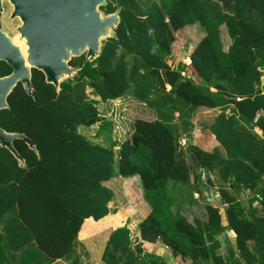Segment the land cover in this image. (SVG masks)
<instances>
[{"label":"trees","instance_id":"16d2710c","mask_svg":"<svg viewBox=\"0 0 264 264\" xmlns=\"http://www.w3.org/2000/svg\"><path fill=\"white\" fill-rule=\"evenodd\" d=\"M100 9H119V22L98 56L72 57L76 75L57 88L33 68L32 94L17 82L8 108L0 109V127L33 144L13 140L23 163L0 145V264L5 247L20 264H82L74 247L80 226L86 218L116 212L108 205L113 191L103 183L118 175L138 176L150 210L138 224V237L127 225L110 231L103 264H168L144 252L142 241H160L189 264H228L217 239L225 229L234 233L246 264H264V214L252 206L256 195L264 197V118L251 121L264 108V0H106ZM194 23L204 35L190 63L171 67L176 32ZM19 48L26 55V46ZM120 97L143 104L155 117L135 118L115 153L114 143L92 142L78 129L101 120L100 102ZM199 107L220 109L209 127L217 144L205 151L185 141L180 154L177 141L193 128ZM204 167L221 206L205 200L197 174H191ZM245 190L247 206L238 198ZM194 192L205 202V221L190 222L180 209L179 202Z\"/></svg>","mask_w":264,"mask_h":264},{"label":"water","instance_id":"95a60500","mask_svg":"<svg viewBox=\"0 0 264 264\" xmlns=\"http://www.w3.org/2000/svg\"><path fill=\"white\" fill-rule=\"evenodd\" d=\"M16 14L20 15L23 24L20 27L22 36L28 41L27 61L40 70L45 81L58 87L60 75L72 73L75 68L68 66L65 61L72 56H78L80 49L87 47V56L92 58L98 52L99 37L107 33V29L116 35V25L119 22V9L106 16L97 11L98 6L105 5L106 0H13ZM110 37V36H109ZM10 46L5 42L0 46V57H4L14 66V73L0 79V109L7 108L6 96L12 86L20 82L24 91L31 95V72L25 65L24 58L16 48L15 58ZM91 60V59H90ZM16 138L24 139L33 148V144L22 133L7 132L0 127V145L6 147L20 163L23 161L12 142ZM206 177L209 191L204 193L208 202L216 206L222 204L219 195L213 190V182L206 167L200 169L197 183Z\"/></svg>","mask_w":264,"mask_h":264},{"label":"rangeland","instance_id":"374dc122","mask_svg":"<svg viewBox=\"0 0 264 264\" xmlns=\"http://www.w3.org/2000/svg\"><path fill=\"white\" fill-rule=\"evenodd\" d=\"M103 6H105V5L98 6L97 11L101 14V16H106L108 14H106L103 9H100V7H103ZM19 24H20V20L19 21L16 20V37H18V35H19L20 38H19L18 42L21 45L26 46V48H27V45L25 42L26 39L22 38L20 36V33L18 32L17 28H18ZM225 33H226V29L223 25H221L219 28V34H220V38H221V41H222L224 48H226L230 43L228 38H227V34H225ZM203 34H204L203 28L200 27L197 23L191 24L190 27L186 28L184 31H181V33H179V34L176 32V36H177L176 40H178L181 37H187V35H189L190 38L188 40L189 42L186 45H184L181 49L179 48L180 52H175V55L173 57H171V59L173 61V65H177V63H179V62L185 63V62L181 61L180 59H186L185 57H187L189 54L188 53L189 48L192 49V46H194L197 39L200 40V38L203 36ZM113 35H114L113 31L110 29H107V33H105L99 37L98 52L92 58L87 56V47L80 49L77 55L78 56L79 55H85L86 59H89V60L95 59L100 52V48H101L103 42L107 39V37L113 36ZM18 46L20 47L19 44H18ZM22 57L24 58L25 65L29 69H31L33 66L30 65L27 61V58H26V57H28L27 52H26V55H24ZM72 57H74V56L71 55L69 57V59L65 61V63L70 67H72L69 64ZM38 71H40V70H38ZM74 75H76V69H74V71L72 73H68V74L64 73V74L60 75L57 79L56 84H59L62 81L70 79ZM4 78H6V77H4ZM0 79H3V78H0ZM129 98L130 97H128V98L122 97L113 103H109L107 101L104 102V103H106L107 106L102 104V107H100L101 120L99 122L95 123V126H93L94 131L93 130L91 131V129H80V128L78 130L82 134L83 133L87 134L88 131H91L90 137H91L92 142L103 143V145L106 147L109 146L110 143H114V146L112 149L115 153H117V151L119 149V144L122 141H124L126 139V137L123 140L121 136L116 135L114 133L109 134V131L105 130V129H103L101 133H96V131L98 132V130L100 129V125L105 126L108 123L113 124L114 119H116L118 117H122L121 119L123 121V124H122L121 128L118 129L117 131H120V133H122V134L124 131H127V136H129L131 134V131H132L131 125H132L133 120L135 118L152 119L155 117V114L152 110L147 109L143 104L136 102V101L132 100L131 98L130 99ZM111 107H115V108L120 107L119 108V110H121L119 112L120 116L116 117L115 116L116 109H114V111L111 112V110H110V109H112ZM199 115H201L203 117L197 119L196 123L195 124L193 123V128L191 129V131L187 135L179 138L177 141V146H178L177 148H178V151L180 154H183V152H184V149L186 146V144L184 145L185 141H186V143L191 142L196 146L203 147V145H205V143L209 140L210 134H209V129H208V126H209L208 122L210 121L209 119L212 117V113H210V112L209 113H201ZM194 116H195V113H193L192 117L194 118ZM192 117H191V122L193 119ZM98 126H99V129L97 130ZM110 129H112V127H110ZM185 158H186V156H185ZM186 161L189 165L187 158H186ZM196 169H197V171H192L191 174H194V172L196 174H198L199 168H196ZM203 178H205V176H203L202 179ZM123 179H125V177L118 175V176H113L110 180L103 183L104 185H106L110 189H112V191H113V196H112V198L108 204L109 208H110V210H117V213H115L113 215H117L118 212L122 213V214L124 213L125 215H135V219L133 221H135V223L139 224L140 219H142V217H144V215L148 214L149 207H148L147 203L145 202L143 195H142V192L140 190L141 185L137 182L139 180L127 182V181H124ZM218 183H220L219 180H218ZM178 191L179 190L177 189L175 192L177 197L179 196ZM183 192L184 193L186 192L187 194H189L188 190H185ZM238 198L241 200L242 204H244L246 206L248 205V201L243 202V199L240 198V194H239ZM199 199H201V198L199 197ZM256 200H257V197H256V199L253 200L252 205H253V203H256ZM193 202H195V201H193ZM193 202H192L191 196L186 197L184 200H181V202H179L180 206H181L180 209L183 212V214H185L184 209H186L185 207L187 204L191 203V204H197L198 205V203H199V202H196V203H193ZM174 204H176V203H174ZM199 205L198 206L191 205V206L196 207V208H194L195 209L194 210L195 215H192V212L190 210L186 209L187 218L191 217L190 219L188 218V220L190 222L194 221V219L204 221L203 215H201V214L203 211L204 215H206L205 206H204V204H201V203H199ZM258 211L259 210H256V212H258ZM248 213H249V211L246 210L245 214H248ZM132 237H135V236L132 234ZM95 238H96L95 240L97 242L96 245H98V246L97 247L94 246L95 247L94 250L90 251V252H87L86 247L84 245H81V246L79 245L78 239L75 240V242H74L75 252L78 255L79 259L81 258V256H84L85 260L88 261V256H90L93 260V263H94L95 259H98L96 257V255L100 251H98L97 248L99 247V245L103 246L104 234L96 236ZM142 249L144 252L152 253L151 251L153 250V247L145 245L144 247H142ZM153 254H155L154 250H153ZM169 254H172L171 250L169 251ZM155 255H158V254H155ZM172 256H174V255H172ZM239 257L241 259H243L240 255H239ZM165 261H166V259H165Z\"/></svg>","mask_w":264,"mask_h":264},{"label":"crops","instance_id":"0c3cea01","mask_svg":"<svg viewBox=\"0 0 264 264\" xmlns=\"http://www.w3.org/2000/svg\"><path fill=\"white\" fill-rule=\"evenodd\" d=\"M188 27H190V26H188V25L184 26L181 31H184ZM179 31L180 30L177 31L178 34L181 33ZM189 38H190V36L187 35L185 43H180L178 40H176L173 43L172 55L170 57H173L175 55V52H180V49L189 42L188 41ZM227 38H228V36H227ZM228 40H229V38H228ZM198 41H199V39H197L196 43ZM195 44H194V46H195ZM175 45H177V48H178V49L176 48V50H175ZM194 46H192V49H193ZM192 49L189 48V50H188L189 54H190ZM185 58H188V57H185ZM180 60L184 61V62H188L186 59H180ZM172 66L175 67L176 65H172ZM120 98H122V97H120ZM120 98H117L115 100H110V101H107V102L113 103V102H115L116 100H118ZM102 104L107 106L106 103L101 102V103L98 104L99 108L102 107ZM111 108L112 109H116V113L121 111V110H119L120 107L119 108L111 107ZM219 111H220V109L218 107H216V108L199 107L194 112L195 116H194V118L192 117L193 118L192 119V123L195 124L197 119L203 117V116H201L199 114H201V113H209L210 112V113H212V117L209 119L210 121L208 122V125H209L208 129H209L211 123L213 122L215 116L219 113ZM121 118L122 117H118V118L114 119L113 124L112 123H108L105 126H101L100 125V129H99V126H98L97 130L98 129L99 130H98V132L96 131V133H101L102 130L105 129V130L109 131V134L114 133L116 135L121 136L123 140L125 139V137L128 138L129 136H127V131H124V132L122 131L123 134L120 133V131H117L118 129L121 128V126L123 124V121H122ZM93 126H95V124H93V125H91L89 127H79V128L80 129H91V131H92L94 129ZM110 127H112V129H110ZM91 131H88L87 134L83 133L90 140H91V137H90V132ZM258 133H260V132H258ZM209 134H210L209 140L205 143V145H203V147L198 146L199 148H201V149H203L205 151H210L217 144L213 134H211V132H210V129H209ZM195 171H197V169H195ZM194 175H195V173H194ZM123 180L127 181V182H129V181L132 182V181H135V180H139V178H138L137 175H135V176H132V177H126ZM204 181H205V178H203V182H202V185L200 186V189L203 190V191H206V188L203 185V184H205ZM137 182L140 184V181H137ZM140 190L142 192L141 186H140ZM246 191L247 190L241 191L239 193L240 194V198L243 199V202L245 201V192ZM215 193H216V191H215ZM195 194H197V193L194 192V194L192 196V202L196 201V202H199L201 204H204V206H205V202H203L201 199H199L198 196H195ZM196 202H193V203H196ZM199 203H198V205H199ZM191 205L198 206L197 204H191L190 203V204H187L185 208L187 210H190L192 212V215H195L194 214V210H195L194 208H196V207L195 206H191ZM252 206L255 209V211L259 210L258 212H256V214L258 216H262L263 215V210L257 208L255 203H253ZM186 209H184L185 216H186ZM115 213H117V210H116ZM115 213H109L108 215L102 217L99 220H94L91 217L86 218V219L83 220V222H82V224L80 226V229L78 231V234H77V239L79 241V245L80 246L84 245L86 247L87 252L93 251L94 248H95L94 246H96V247L98 246V245H96L97 242L95 240L96 239L95 237L99 236L101 234H104V242H103V246L99 245V247L97 248V250L100 251L96 255V257L98 259H95V261L93 263V260H92V258L90 256H88V261L85 260L84 256H81L80 261H81L82 264H92V263L93 264H103L101 262V253H102L104 244H105V242H106V240L108 238V235H109L110 231L115 229L118 226L127 225L129 227V229L131 230V233L135 237H138V235H139L138 223H135V221H133L135 219V215H113ZM201 215H203V220L205 221L206 215H204L203 211H202ZM146 216L147 215H144V217H142V219H140V222ZM188 218L190 219L191 217H188ZM85 224H87V227L85 228V232L82 233L83 232V227L85 226ZM0 233H2L1 225H0ZM1 235H3V234H1ZM217 239L220 242L219 253H220V255L222 256V258H223V260L225 262H227L228 264H236V263L246 264V262L239 257L238 249L235 248L234 233L231 230L225 229V230L221 231L217 235ZM145 245L152 246L153 250L155 251V254H158L159 256L165 258L168 264H189V261L186 262V261L182 260L179 256H172V254H169V251H170L169 248L167 246H165L160 241H156L154 243L153 242H148V241H142V247H144ZM153 250L151 251L152 253H153ZM17 256H19V253H17ZM1 260H2L1 264H20L18 261H16V252H13V251L10 252V251H8L6 249V247L2 251ZM29 264H32V262L30 261ZM50 264H69V263L67 261H65V260H62V259H56L55 261L51 262ZM258 264H260V263L258 262Z\"/></svg>","mask_w":264,"mask_h":264},{"label":"flooded vegetation","instance_id":"af4514ba","mask_svg":"<svg viewBox=\"0 0 264 264\" xmlns=\"http://www.w3.org/2000/svg\"><path fill=\"white\" fill-rule=\"evenodd\" d=\"M16 20L18 21L20 20V24L17 29L18 32L20 33V36L26 39L25 42L27 45L28 39L25 36H22L20 32V27L23 24V20L21 19L20 15L16 14L15 2L13 0H0V46L3 48L5 42L9 44L11 52L14 53L12 59L16 57L15 56L16 48L18 49L20 55L23 56L18 46V40L20 37L19 35L18 37H16ZM27 50H28V45H27ZM32 69L33 67L30 69V72ZM14 70H15L14 66L11 62H9L4 57H0V78H4L12 75L14 73ZM15 86L16 83L12 86L10 91H12V89ZM7 96H6V102H7Z\"/></svg>","mask_w":264,"mask_h":264},{"label":"clouds","instance_id":"9594fccd","mask_svg":"<svg viewBox=\"0 0 264 264\" xmlns=\"http://www.w3.org/2000/svg\"><path fill=\"white\" fill-rule=\"evenodd\" d=\"M188 26H191V25H188ZM189 55L190 54H188V62H185V63H183L184 65H188L189 63H190V58H189ZM170 60V61H169ZM172 59H171V57H169L168 59H167V63L171 66V67H174V66H172L173 65V62L171 61ZM184 62V61H183ZM180 63V62H179ZM179 63H177V65L179 64ZM182 63V62H181ZM177 65L175 66V67H177ZM174 67V68H175ZM186 70V69H185ZM187 75H189L190 76V72H189V70L187 69ZM167 88H169L168 86H167ZM239 99V98H238ZM115 100V99H114ZM111 110V112H113L114 111V109H110ZM100 112V111H99ZM220 112V111H219ZM175 115H176V113H175ZM101 116V115H100ZM115 116L116 117H118V116H120V114H119V112L118 113H115ZM252 121V120H251ZM254 127L256 128V129H258V130H260L256 125H254ZM254 129V128H253ZM255 131V130H254ZM261 131V130H260ZM256 133H258L257 131H255ZM260 136H262V131L260 132V133H258ZM130 136V135H129ZM127 139V138H126ZM125 139V140H126ZM200 169L201 168H199V171H200ZM199 174V173H198ZM209 174V173H208ZM198 176V175H197ZM209 177L211 178V180H212V175H210L209 174ZM205 180H206V177H205ZM202 182H203V179H202ZM202 182L201 183H199V185L201 186L202 185ZM205 182V181H204ZM213 182V181H212ZM205 184H206V182H205ZM214 184V183H213ZM207 185V184H206ZM142 188V187H141ZM201 190V189H200ZM213 190H214V193H215V188H214V186H213ZM202 192H203V195H204V193L205 192H208L209 191V188L207 187V189H206V191H203V190H201ZM196 193V192H195ZM194 194V193H193ZM198 194V193H197ZM197 194H195V196H198V198H199V194L197 195ZM216 195H219L218 194V192L216 191V193H215ZM142 195H143V192H142ZM220 196V195H219ZM205 197V196H204ZM256 197H257V200H256V203H255V205H256V207L257 208H259V209H261V210H263V214H264V208L261 206V204L263 203V199H264V197L263 196H260V197H262V199L258 202V195H256ZM221 198V197H220ZM202 200V199H201ZM206 200V199H205ZM221 201H222V199H221ZM208 202V201H207ZM209 203H211L213 206H216L214 203H212V202H209ZM222 205V204H221ZM220 205V206H221ZM216 207H218V206H216ZM150 210V209H149ZM187 261H189V260H187ZM189 263H190V261H189Z\"/></svg>","mask_w":264,"mask_h":264},{"label":"built area","instance_id":"2783aa9c","mask_svg":"<svg viewBox=\"0 0 264 264\" xmlns=\"http://www.w3.org/2000/svg\"><path fill=\"white\" fill-rule=\"evenodd\" d=\"M262 74L264 76V70H262ZM261 118H264V108H259L255 111L254 115L252 116V123L256 124ZM254 130L257 132H261L260 130L254 127ZM262 199V197L258 196V202ZM261 206L264 208V199Z\"/></svg>","mask_w":264,"mask_h":264},{"label":"bare ground","instance_id":"6f19581e","mask_svg":"<svg viewBox=\"0 0 264 264\" xmlns=\"http://www.w3.org/2000/svg\"><path fill=\"white\" fill-rule=\"evenodd\" d=\"M27 52H28V50H27Z\"/></svg>","mask_w":264,"mask_h":264}]
</instances>
